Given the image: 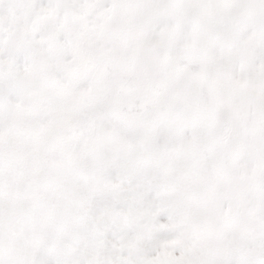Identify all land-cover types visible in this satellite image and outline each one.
I'll return each mask as SVG.
<instances>
[{
    "label": "snow or ice",
    "instance_id": "snow-or-ice-1",
    "mask_svg": "<svg viewBox=\"0 0 264 264\" xmlns=\"http://www.w3.org/2000/svg\"><path fill=\"white\" fill-rule=\"evenodd\" d=\"M0 264H264V0H0Z\"/></svg>",
    "mask_w": 264,
    "mask_h": 264
}]
</instances>
